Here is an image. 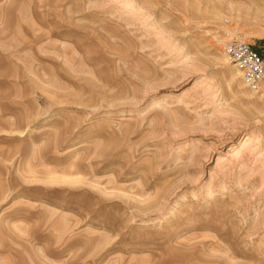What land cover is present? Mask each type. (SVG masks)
<instances>
[{"label": "rangeland", "instance_id": "1", "mask_svg": "<svg viewBox=\"0 0 264 264\" xmlns=\"http://www.w3.org/2000/svg\"><path fill=\"white\" fill-rule=\"evenodd\" d=\"M256 1L0 0V264H264Z\"/></svg>", "mask_w": 264, "mask_h": 264}, {"label": "built area", "instance_id": "2", "mask_svg": "<svg viewBox=\"0 0 264 264\" xmlns=\"http://www.w3.org/2000/svg\"><path fill=\"white\" fill-rule=\"evenodd\" d=\"M224 54L241 72L245 85L264 97V56L245 40L231 39L225 43Z\"/></svg>", "mask_w": 264, "mask_h": 264}, {"label": "bare ground", "instance_id": "3", "mask_svg": "<svg viewBox=\"0 0 264 264\" xmlns=\"http://www.w3.org/2000/svg\"><path fill=\"white\" fill-rule=\"evenodd\" d=\"M252 2H254V3H256V4H259L256 0H251ZM260 8V7H259ZM232 39H234V38H232ZM228 59V58H227ZM237 68V67H236ZM238 69V68H237ZM238 71L240 72V70L238 69ZM241 73V72H240ZM241 76H242V74H241ZM253 92V91H252ZM256 94V93H255Z\"/></svg>", "mask_w": 264, "mask_h": 264}]
</instances>
